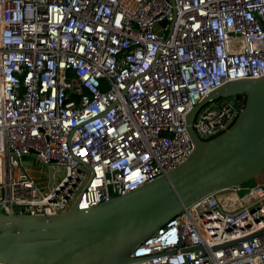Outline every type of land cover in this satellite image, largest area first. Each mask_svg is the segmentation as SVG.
Instances as JSON below:
<instances>
[{"label":"built area","instance_id":"2783aa9c","mask_svg":"<svg viewBox=\"0 0 264 264\" xmlns=\"http://www.w3.org/2000/svg\"><path fill=\"white\" fill-rule=\"evenodd\" d=\"M263 77L264 0H0L2 214L87 211L167 175L194 150L187 115L226 84ZM244 105L211 102L192 129L209 141ZM130 257L264 264V169L186 208Z\"/></svg>","mask_w":264,"mask_h":264},{"label":"water","instance_id":"95a60500","mask_svg":"<svg viewBox=\"0 0 264 264\" xmlns=\"http://www.w3.org/2000/svg\"><path fill=\"white\" fill-rule=\"evenodd\" d=\"M241 96L245 105L232 126L200 140L192 129L197 113ZM186 128L194 146L190 157L134 192L87 211L74 205L50 217L0 214V264L134 263L133 251L186 208L257 178L264 169V77L209 94L187 115Z\"/></svg>","mask_w":264,"mask_h":264},{"label":"rangeland","instance_id":"374dc122","mask_svg":"<svg viewBox=\"0 0 264 264\" xmlns=\"http://www.w3.org/2000/svg\"><path fill=\"white\" fill-rule=\"evenodd\" d=\"M227 100L234 101V98H227ZM23 165L26 168H28L30 170L29 172L31 173V175H33L35 177L41 176L39 171H41V172H45L46 171L45 168H40V169L38 167L34 168V158L33 157H29V158L23 159ZM254 182H255V179H253V180H251V181H249L247 183H244V185L251 186L252 184H254ZM246 194H247L246 191H242V192L239 193V196L243 199L244 203L246 202ZM19 211H22V210H20L18 208H14V212L15 213H18ZM0 214H2V210L1 209H0Z\"/></svg>","mask_w":264,"mask_h":264}]
</instances>
